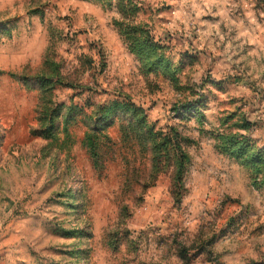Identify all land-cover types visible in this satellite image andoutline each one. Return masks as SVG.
I'll use <instances>...</instances> for the list:
<instances>
[{
  "label": "rangeland",
  "instance_id": "obj_1",
  "mask_svg": "<svg viewBox=\"0 0 264 264\" xmlns=\"http://www.w3.org/2000/svg\"><path fill=\"white\" fill-rule=\"evenodd\" d=\"M0 264H264V0H0Z\"/></svg>",
  "mask_w": 264,
  "mask_h": 264
}]
</instances>
